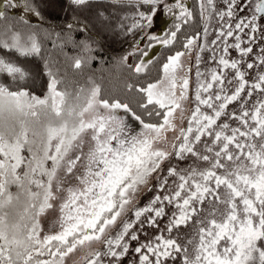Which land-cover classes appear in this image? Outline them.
<instances>
[{"label": "snow or ice", "instance_id": "obj_1", "mask_svg": "<svg viewBox=\"0 0 264 264\" xmlns=\"http://www.w3.org/2000/svg\"><path fill=\"white\" fill-rule=\"evenodd\" d=\"M135 2L148 5L136 11L131 25L145 42L143 50L137 45L140 59L133 69L140 74L151 62V50L157 44L172 45L193 14L182 0ZM7 3L15 8L19 0ZM72 3L84 5L88 0ZM225 4L220 11L216 0H199L205 27L198 52L208 50L216 67L200 71L197 55L194 107L186 127L179 129L175 113L184 112L190 77L177 73L191 72L182 57L191 53L200 34L187 38L183 51L167 56L158 80L136 89L143 94L139 108L159 118L146 122L129 103L102 97L95 83L70 89L47 60L46 90L43 95L31 92L23 83L33 73L8 54L40 57L39 39L14 25L0 30V76L10 79L0 83V264H65L78 247L94 243L104 249L90 250L84 258L87 264H105L104 258L108 264H120L132 241L138 242L132 249L136 264H167L177 258L181 264H264V47L253 62L245 59L254 54L258 39L264 41V0ZM161 6L180 21L162 37L150 31ZM248 7L251 15L236 16ZM24 8L39 16L26 0ZM213 16L223 23L209 42ZM4 19L0 11V21ZM230 49L239 59L230 58ZM242 64L246 69L259 66V72L246 79ZM81 65L76 59L73 67ZM127 87L131 91L133 86ZM230 105H237L238 111L229 110ZM121 112L131 114L141 130H130ZM169 131L177 133L171 150ZM188 156L192 166H169L167 176L161 175L166 160ZM74 173L75 183L68 182ZM153 180L157 194L148 205L134 209V221L124 222L111 235L138 191ZM51 209L58 213L56 230L41 236L39 218ZM165 216L168 221L161 228L158 220ZM136 223L140 228L133 232ZM190 224L193 235L182 244L173 232ZM145 225L157 231L140 241Z\"/></svg>", "mask_w": 264, "mask_h": 264}, {"label": "trees", "instance_id": "obj_2", "mask_svg": "<svg viewBox=\"0 0 264 264\" xmlns=\"http://www.w3.org/2000/svg\"><path fill=\"white\" fill-rule=\"evenodd\" d=\"M26 2L39 12V16L24 8L25 0H19L15 7L19 10L10 7L6 0H0V11L5 12V19L0 21V30L6 25H14L22 33L34 32L41 44L40 57L25 58L16 57L14 53L8 54L33 73L23 86L37 95H43L48 79L43 74L44 62L47 60L70 89L86 88L95 83L100 86L102 97L118 98L129 103L146 122H156L159 118L149 117L145 114L147 110L139 108L138 103L143 94L136 89L158 80L167 56L176 50L183 51V43L187 38L197 34L202 37L205 27L199 0H190L192 19L182 25L175 42L163 46L147 70L137 74L133 69L139 63L140 53L135 48L142 38L138 29L131 28L132 18L137 10H147L148 5L112 0L89 1L84 5H75L72 0ZM31 17L37 20L34 22ZM177 23H180L177 19L168 23L165 33ZM70 24L71 28L68 27ZM130 56L132 64L124 60V57L128 59ZM76 59L82 60L79 69L73 67ZM9 82L8 77L0 76V83ZM129 84L133 86L131 91L127 87Z\"/></svg>", "mask_w": 264, "mask_h": 264}, {"label": "rangeland", "instance_id": "obj_3", "mask_svg": "<svg viewBox=\"0 0 264 264\" xmlns=\"http://www.w3.org/2000/svg\"><path fill=\"white\" fill-rule=\"evenodd\" d=\"M89 1H103V0H88V2ZM112 1L140 4V3H136L135 0H112ZM174 2H175V0H165V3H167V4H172ZM182 2L190 10V0H182ZM240 2L243 3V0H240ZM54 3H55V0H54ZM216 6H217L218 10H220V11L225 10V7H226L225 0H216ZM16 9H18V8H15V10ZM252 11H253V9L251 7H248L245 9V11H237L236 16L239 18H243L246 14L251 15ZM27 18L30 19L29 17H27ZM31 19L34 22L37 20L34 17H31ZM173 20L174 19L172 18L171 13L167 12L163 8V6H161L160 9L157 11L155 17L153 18V25H152V28L150 31H152L154 34H157V35L162 37L166 32L167 24L172 22ZM222 23L223 22L219 21L217 16L212 17L211 21L208 23L209 35L207 36V40L209 42H211L212 40H214L216 38V32L214 30L219 29L221 27ZM259 35L260 34L257 33L258 37H259ZM203 39H204V37L202 34L201 39L197 41V45L193 46V50L191 51V53L182 57V63L184 65V68L187 69L189 66H191V72L186 73L185 71H179L177 73L178 76H184L185 74H187L190 77V84H189V91H188L189 99L187 101H184L183 105H182L184 112L181 113V110L178 109L175 113L174 122L177 125V129H179L180 127H186L187 118L191 115V109L194 107L193 97H194L195 88H196V84H197V77H196V72H197L196 58H197V55L199 54V56L201 57V60L199 63V70L200 71H209L211 68L216 67V63H214L210 59L211 53L208 50H205L203 52H198V46L203 42ZM232 42L233 41L229 40V43H232ZM144 43L145 42L142 39L141 42L138 44L141 46V49H143ZM162 47H163V45L157 44L156 47L151 50V54H150V61L151 62L158 56ZM209 47H211V44H209ZM253 47H254V54L245 58L247 62H253L254 61V56L259 54V48L264 47V41H261L258 39L257 42L253 45ZM135 51H137V47L135 48ZM229 52H230V58L231 59H239L238 52L236 50L230 49ZM216 54L217 55L220 54L219 49H217ZM127 62L129 64H132V56H130L127 59ZM241 67L247 73L246 79L253 78L259 72V66L254 67L253 69H246V67H244V65L242 64ZM231 72H232V70L229 69L227 72V75L230 76ZM161 87H164V85H161ZM86 88H88V87H86ZM255 98H258V94H256ZM249 102H251V101H249ZM229 110L238 111V107H237V105H230ZM121 114L127 120L130 130H132L133 132H139L141 130V125L139 124L138 121H136L134 118L131 117V114L123 113V112H121ZM176 135H177V133L171 132V131H169L167 133V145L169 146V150H171L170 144H171V142L174 141ZM159 146L165 147L166 145L161 144ZM197 163H201V162H197ZM192 165H193V158L191 156H188L186 159H176L174 157H171L169 160H166L162 164L161 167L164 169V172L161 173V175L167 176V169L169 166H174V167H177L179 169H186ZM74 175H75V173L73 174V176L67 177L66 178L67 181L71 182V183H75V180L73 178ZM171 180H172V178L169 177L170 182H171ZM155 185H156V181L153 180V181H151L149 186L142 187L138 191V193L136 194V196L133 200L132 206H130V210H128L125 214H123L121 216V218L118 219L116 225L110 230L111 235H115L116 232H118L121 229L124 222H127L129 220L134 221L133 211L135 208L144 207L150 203V201L152 200L154 195L157 194V188ZM12 190L15 191V188H13ZM208 207L209 206H208L207 202H205V209L207 210ZM165 211L170 213V211H171L170 207H167L165 209ZM145 215H148V214H145ZM57 216H58V213H57L56 209H51V210H48L44 215H42L39 218V223H40V226L42 229V231L40 233L41 236L48 234L51 231L56 230ZM144 219H145V217H141V222H143ZM167 221H168V216H165L162 219H159L158 223L160 224L161 228H163L164 225H166ZM137 228H140V223H136L135 227L131 231L134 232V231H136ZM156 231H157V229L151 228V227H148L147 225H145L144 228L142 229V231H140V233H139L140 241H145L146 239H148L149 237L154 235L156 233ZM193 232H194V229H193L192 225L190 224L186 228L181 227L178 230H174L173 236H176L178 238V241L183 244L187 239L191 238V236L193 235ZM145 233L147 235H145ZM137 243H138L137 241H132L130 243L129 253L127 256H125L120 261V264H136V257H135L134 252L132 251V249L137 246ZM92 249L103 250L104 245L99 244V243H94L91 245V248H89V246H87V245H85L83 247H78L75 252H73L72 254H70L66 258L65 264H87V262L84 258L88 255L89 251ZM104 259H105V264H108L107 258H104ZM167 264H181V261L179 258H177L175 261H168Z\"/></svg>", "mask_w": 264, "mask_h": 264}]
</instances>
